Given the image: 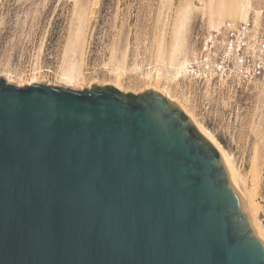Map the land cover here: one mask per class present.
I'll use <instances>...</instances> for the list:
<instances>
[{"label":"water","instance_id":"1","mask_svg":"<svg viewBox=\"0 0 264 264\" xmlns=\"http://www.w3.org/2000/svg\"><path fill=\"white\" fill-rule=\"evenodd\" d=\"M0 264H264V241L160 93L0 77Z\"/></svg>","mask_w":264,"mask_h":264},{"label":"rangeland","instance_id":"2","mask_svg":"<svg viewBox=\"0 0 264 264\" xmlns=\"http://www.w3.org/2000/svg\"><path fill=\"white\" fill-rule=\"evenodd\" d=\"M206 1H212L207 14L202 0H2L0 77L18 87L36 80L32 84L77 91L92 85L111 86L134 96L154 91L159 46L163 43L167 52L171 50L175 24L187 4L181 35L189 51L187 61L196 54L201 37L219 25L217 20L212 26L209 16L219 9L218 0ZM250 3L247 19L264 30V0ZM77 25H85L71 56L80 82L66 87L60 74ZM162 81L159 89L184 105L230 155L246 189L258 185L255 203L264 212V81L247 90L219 80L192 81L184 73L176 80Z\"/></svg>","mask_w":264,"mask_h":264},{"label":"bare ground","instance_id":"3","mask_svg":"<svg viewBox=\"0 0 264 264\" xmlns=\"http://www.w3.org/2000/svg\"><path fill=\"white\" fill-rule=\"evenodd\" d=\"M202 2L204 6L202 8L203 9L202 11L205 12V14H207V11H206L207 6L209 4L211 5L212 1L208 2L206 0H202ZM218 2H219V9L214 12L211 10L212 12H210V15H209L212 26H215L214 24L216 23L217 20H219L218 22L219 25H217V27L220 26V24L222 23L224 19H230V20L241 19L242 21L248 20L246 13L249 7H251L250 0H218ZM1 3H2V0H0V7H1ZM187 5L188 6L186 7V9L183 12H180L181 15L180 17L178 16L179 19L177 21V24H175L176 26H175V31L173 34L174 39H173V45H171L172 46L171 50L167 52L163 43H161V45L159 46L158 54L156 57V68H155V73H154L155 78L153 79L151 88L155 92L158 91V93L168 98L170 102L172 101L173 103H175L188 116V118L194 124V126L199 131V133L204 138L209 140V142L214 144V146L218 149L229 177L231 178L234 185L237 187V189L242 194V197L244 199L245 205L247 207V210L250 215L254 228L258 232L261 239L264 241V212L255 203V196H256V190L258 188V185L255 184L254 189L247 190L246 184L244 182V178L241 176L239 171H237V169L235 168L236 166L234 165L232 158L222 148V146L218 144V142L215 140L212 134L207 129H205L203 126H201L200 124L196 122V119L192 116V114L188 113V110H186L187 108H185L184 105L182 106V104L174 100L175 98L172 99L169 94H166V92L164 93V91L159 89L160 82L163 79L164 81H166L167 79L166 82H168V80L170 81V79L171 81L174 79L176 80L185 72V67L188 63L187 58H186V54H188L187 53L188 50L185 44L186 42L184 43L182 41L183 39L181 40V35L186 26L184 18H186V15H187L186 13L188 12V9H189V4ZM84 26L85 25H77L75 38L74 37L71 38L69 49L67 52L68 62L60 74L61 81L66 87L75 86L78 82H80L79 81L80 75L78 72L79 71L78 67L76 66L75 63H73V59H71V56H74L75 54L74 49L76 48L77 43H79V41L81 40V37L83 34L82 30ZM213 28H216V27H213ZM154 74H152V77L150 79L153 78ZM8 81L9 83L11 82L10 80ZM35 82L36 80L26 85L27 86L33 85L32 83H35Z\"/></svg>","mask_w":264,"mask_h":264},{"label":"built area","instance_id":"4","mask_svg":"<svg viewBox=\"0 0 264 264\" xmlns=\"http://www.w3.org/2000/svg\"><path fill=\"white\" fill-rule=\"evenodd\" d=\"M184 76L192 81H225L247 90L264 81V30L253 19L228 20L208 30Z\"/></svg>","mask_w":264,"mask_h":264}]
</instances>
